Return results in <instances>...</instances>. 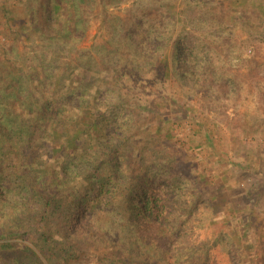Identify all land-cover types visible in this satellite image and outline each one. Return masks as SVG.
<instances>
[{
  "label": "trees",
  "instance_id": "obj_1",
  "mask_svg": "<svg viewBox=\"0 0 264 264\" xmlns=\"http://www.w3.org/2000/svg\"><path fill=\"white\" fill-rule=\"evenodd\" d=\"M216 1L222 10L235 6ZM197 2L192 8L200 17L191 18L188 5L179 11L161 2L141 18L137 13L136 27L117 18L111 35L122 45L103 41L88 49L77 46L88 30V0L39 1L31 23L49 49L28 68L0 63V264H215L212 252L221 243L207 235L214 221L204 215V175L191 173L172 128L165 130L169 119L159 105L171 104L132 96L156 63L163 79L173 71L183 81L182 61L209 45H188L189 24L213 27L208 35L230 43L223 24L235 18H206L217 7ZM258 4L263 11L264 0ZM262 16H253L260 41ZM172 24L186 25L174 31ZM28 30L21 27L18 40ZM148 56L155 60L145 63Z\"/></svg>",
  "mask_w": 264,
  "mask_h": 264
},
{
  "label": "rangeland",
  "instance_id": "obj_2",
  "mask_svg": "<svg viewBox=\"0 0 264 264\" xmlns=\"http://www.w3.org/2000/svg\"><path fill=\"white\" fill-rule=\"evenodd\" d=\"M39 1L0 0V63L7 64L11 71L34 65L35 56L49 49L48 41L40 39L36 25L31 23L37 17ZM197 1L88 0V30L77 46L93 49L92 45L103 41L106 47H110L108 41L122 45L118 35H111L112 23L125 19L129 26L136 27L132 22L135 15L138 13L141 18L139 15L144 8L145 11L155 10L161 2L174 5L175 10L188 5L191 18L200 17L203 13L197 15L192 8ZM234 1L235 6L222 10L216 0H211L212 7L217 9L213 10V16L206 17L216 19L217 15L227 14L235 18L234 22L223 24L230 31V43L224 37L208 35V30H215L213 27L189 24L186 26L188 45L192 48L198 39H201L199 44L208 42L209 45L197 46L198 58L188 54V60L182 61L188 65V72L181 69L183 81L176 78L172 70L171 77L163 79L165 76L160 72L163 64L156 63L147 69L146 78L150 83L136 87L132 96L157 104H164L167 98L171 104L159 105L169 119L165 130L172 128L178 144L186 152L185 163L192 165L191 173L204 175L198 182V187H204L209 198L203 202V207L208 209L204 215L209 217L208 221L211 215L214 221V228L207 230V235L212 234V240L221 243L212 252L215 264H228V260L232 264H264V39L257 40L253 34L256 21L253 16L260 12L264 15V10L259 9L260 0ZM150 24L143 23L142 28L147 30ZM257 25L264 26L260 22ZM24 26L29 29L30 38L23 35L18 40ZM198 26L202 29L189 31ZM172 27L174 31L183 29L180 24H172ZM252 45L257 46V55L253 54ZM170 47L171 44L166 50L169 65L173 58ZM121 48L124 52L125 48ZM207 48L211 50L209 54ZM190 50L187 48L186 53ZM151 60L155 58H144L145 63ZM207 67L214 68L213 73L208 72ZM106 74L111 73L106 70ZM63 75L65 78L67 71ZM70 83L69 79L61 84ZM173 103L184 107H174ZM223 248L230 250L228 259Z\"/></svg>",
  "mask_w": 264,
  "mask_h": 264
}]
</instances>
